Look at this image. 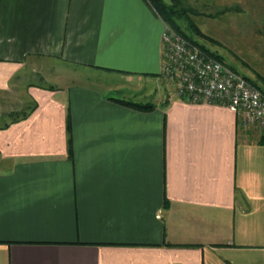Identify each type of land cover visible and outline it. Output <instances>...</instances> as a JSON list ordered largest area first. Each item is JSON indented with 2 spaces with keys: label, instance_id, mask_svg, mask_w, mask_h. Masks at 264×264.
<instances>
[{
  "label": "crops",
  "instance_id": "1",
  "mask_svg": "<svg viewBox=\"0 0 264 264\" xmlns=\"http://www.w3.org/2000/svg\"><path fill=\"white\" fill-rule=\"evenodd\" d=\"M163 25L149 0H0V264H264L262 128L175 95Z\"/></svg>",
  "mask_w": 264,
  "mask_h": 264
},
{
  "label": "rangeland",
  "instance_id": "2",
  "mask_svg": "<svg viewBox=\"0 0 264 264\" xmlns=\"http://www.w3.org/2000/svg\"><path fill=\"white\" fill-rule=\"evenodd\" d=\"M163 1L168 4L175 2L174 0L171 3ZM178 4L185 11L176 19L180 28L264 91V81H261V77L264 76V6L262 0H181ZM197 29L203 33L198 32ZM67 74L68 71L62 69L56 72L48 70L45 71L44 78L41 77L42 81L39 78L37 81L44 86L55 88L67 80L70 81V76L67 78ZM83 74L82 71L76 72L73 77L74 82L94 85L111 96H122L127 98L124 99L127 101L139 103L148 101L153 104L156 98H159V89H154L155 84L152 81L147 85L142 81L130 84L119 81L120 85L116 92L108 91L105 86L108 78L102 80L94 78L93 75ZM24 94V89L20 88L19 95ZM26 100L23 96L19 100L12 95L7 106H10V110L16 113L23 109L27 110L32 102H26ZM9 117V115H2L0 109V126L7 122Z\"/></svg>",
  "mask_w": 264,
  "mask_h": 264
},
{
  "label": "built area",
  "instance_id": "3",
  "mask_svg": "<svg viewBox=\"0 0 264 264\" xmlns=\"http://www.w3.org/2000/svg\"><path fill=\"white\" fill-rule=\"evenodd\" d=\"M161 37L163 75L176 96L225 106L243 125L264 127V92L258 86L165 21Z\"/></svg>",
  "mask_w": 264,
  "mask_h": 264
},
{
  "label": "trees",
  "instance_id": "4",
  "mask_svg": "<svg viewBox=\"0 0 264 264\" xmlns=\"http://www.w3.org/2000/svg\"><path fill=\"white\" fill-rule=\"evenodd\" d=\"M149 1L152 4V6L155 8V10L161 15V17L163 18V20L166 23H168L170 26H172L176 31H178L184 37L192 40L193 42H195L197 44H199L202 48L206 49L207 52H209L210 54H212L216 58L222 60V58L219 55H216V54L214 55L213 53H211L207 47H205L203 44L199 43L191 35L185 33L180 28V25H179V23H177L176 19H178L180 17V14L185 12V11H184V9L182 7H179V4L177 2H172L171 4H168V3L164 2L163 0H149ZM198 32H202V31L198 30ZM246 78H248V77H246ZM250 81L252 83H254L252 80H250ZM262 92H264V91L262 90ZM116 101H119V102L124 103L126 105L132 106V107L137 108V109H142V110H149V109L154 107V104L153 103H149V102H147V103H139V102H134V101H127V100H124V99H116ZM263 139H264V127L262 128V141H263Z\"/></svg>",
  "mask_w": 264,
  "mask_h": 264
}]
</instances>
